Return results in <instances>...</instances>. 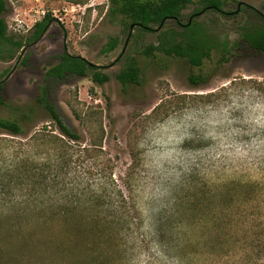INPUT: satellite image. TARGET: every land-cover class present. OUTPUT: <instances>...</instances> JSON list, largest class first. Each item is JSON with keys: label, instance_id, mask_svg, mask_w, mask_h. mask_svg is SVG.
Returning a JSON list of instances; mask_svg holds the SVG:
<instances>
[{"label": "rangeland", "instance_id": "rangeland-1", "mask_svg": "<svg viewBox=\"0 0 264 264\" xmlns=\"http://www.w3.org/2000/svg\"><path fill=\"white\" fill-rule=\"evenodd\" d=\"M244 1L264 12V0ZM197 2L183 11V24ZM9 3V34L26 45L13 59L0 58V116L18 117L21 106L34 113L23 122L26 135L14 137L0 129V137L24 142L44 125L62 135L37 105L42 84L66 124L83 135L81 147H91L97 134L95 116L86 114L99 105L102 149L84 156L87 152L75 148L82 155L75 178L85 183L98 178L100 185L112 182L111 173L135 213L122 237L99 240L97 257L77 250L75 256L55 255L51 264H264V53L239 33L240 25L251 20L247 10L236 16L207 11L198 17L218 41L237 45L232 55L215 48L195 66L163 51L144 52L159 43L162 30L182 27L171 19L162 29L134 28L129 37L121 18L106 15L108 0ZM73 4L82 8L72 10ZM235 9L234 2L224 8ZM48 12L53 18L44 34L28 41L34 23ZM112 36L119 43L106 52ZM64 53L97 64L110 80L100 85L75 74L46 79ZM131 57L138 61L140 81L123 86L115 75ZM192 75L199 80L193 82ZM21 148V154L29 149ZM51 232L70 246L72 236L62 227Z\"/></svg>", "mask_w": 264, "mask_h": 264}, {"label": "trees", "instance_id": "trees-1", "mask_svg": "<svg viewBox=\"0 0 264 264\" xmlns=\"http://www.w3.org/2000/svg\"><path fill=\"white\" fill-rule=\"evenodd\" d=\"M230 2L236 4V9L224 10ZM239 2L243 3L236 12ZM192 3L194 0H108L106 15L121 18L128 28L129 37L134 28L147 32L163 22L162 29L169 19L182 26L162 30L158 36L159 43L149 44L144 50L146 54L159 50L186 58L195 66H200L215 48L223 54L228 52L232 55V48L237 44L230 47L228 41H218L206 26L198 22L200 16L191 14L190 23L189 20L181 23L183 11ZM197 4L195 13L205 9V12L219 11L224 15L236 16L247 10L251 20L240 25L239 33L250 47L264 53V12L244 0H198ZM9 8V0H0V58L4 60L8 57L13 59L15 51L26 45L22 39L9 34L6 20ZM52 18V13L48 12L35 22L28 41L36 40ZM134 23L140 25L131 29ZM118 43V38L112 36L104 51H112ZM80 56L64 53L61 60L46 71V79H61L75 74L89 76L100 85L110 80V75L102 72L97 64ZM115 77L123 86L138 84L140 67L137 59H128ZM199 78L191 76L193 82ZM2 85L3 81H0V88ZM40 89L37 105L50 115L52 123L62 135L54 134L55 129L49 130L44 125L43 130L36 131L24 142L0 137V264H36V261L51 264L55 255L75 256L79 254L77 250L97 257L100 239L122 237L135 220L130 202L111 173L109 178L112 182L107 179L100 185L98 178L96 183L78 182L75 178L82 157L75 148L88 153L84 156L102 149L105 130L100 106L95 105L86 114L87 118L95 116L98 131L90 140L91 147H81L77 143L81 142L83 135L66 124L49 99L47 86L42 84ZM24 108H19L18 117L0 116V129L14 137L26 135L23 122L32 119L34 109ZM75 115L84 121L79 112ZM22 146L29 147L24 154L20 152ZM45 146H49V149H42ZM92 167L93 163L88 168L90 176L93 174L90 170ZM109 168L112 169L111 166ZM56 227H62L72 236L70 246L55 239L51 231ZM83 242L85 244L80 245Z\"/></svg>", "mask_w": 264, "mask_h": 264}, {"label": "water", "instance_id": "water-1", "mask_svg": "<svg viewBox=\"0 0 264 264\" xmlns=\"http://www.w3.org/2000/svg\"><path fill=\"white\" fill-rule=\"evenodd\" d=\"M242 3L243 2H239V4H238V9L236 10V12L239 10V8H240V6L242 5ZM205 12V9H203V10H201L200 12H197V13H194L193 14V16H195V17H197V16H200V15H202L203 13ZM176 19V18H175ZM190 21H191V18H190V20H189V23H190ZM137 25H140L139 23L137 24V23H134V24H131V29H133L135 26H137ZM162 25H163V22L161 23V25L160 26H158V28L157 29H160L161 27H162ZM48 26H49V24H48ZM48 26H47V28H48ZM46 28V29H47ZM46 29L40 34V36L35 40V42H37L39 39H40V37L44 34V32L46 31ZM25 49V47L23 48V50ZM81 58H83V59H85V60H87V61H89L88 59H86L85 57H83V56H80ZM90 63H92L91 61H89Z\"/></svg>", "mask_w": 264, "mask_h": 264}, {"label": "built area", "instance_id": "built-area-1", "mask_svg": "<svg viewBox=\"0 0 264 264\" xmlns=\"http://www.w3.org/2000/svg\"><path fill=\"white\" fill-rule=\"evenodd\" d=\"M82 8V6L80 5V4H73V6H72V10H79V9H81ZM44 13V12H43ZM45 15V14H44ZM38 21V20H37ZM36 21V22H37Z\"/></svg>", "mask_w": 264, "mask_h": 264}, {"label": "flooded vegetation", "instance_id": "flooded-vegetation-1", "mask_svg": "<svg viewBox=\"0 0 264 264\" xmlns=\"http://www.w3.org/2000/svg\"><path fill=\"white\" fill-rule=\"evenodd\" d=\"M182 23V22H181Z\"/></svg>", "mask_w": 264, "mask_h": 264}]
</instances>
